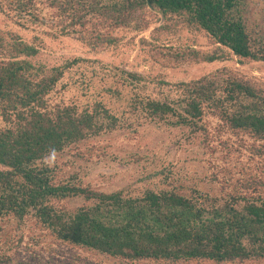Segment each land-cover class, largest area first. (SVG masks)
I'll return each instance as SVG.
<instances>
[{"label": "trees", "instance_id": "trees-1", "mask_svg": "<svg viewBox=\"0 0 264 264\" xmlns=\"http://www.w3.org/2000/svg\"><path fill=\"white\" fill-rule=\"evenodd\" d=\"M38 2L53 10L55 18L49 22L51 28L58 27L57 35H76L91 47L118 41L108 29L136 20L141 28L147 27L142 14L147 9L164 21L176 17L204 31L217 45L211 53L190 46L168 47L161 53L165 64L211 63L227 59L229 53L264 62V25L249 23L248 0H0V12L23 29L42 26L47 20ZM259 17H264V10ZM103 27L108 29L101 32ZM38 52V45L0 30V221L23 222L32 215L58 242L128 261L222 264L264 259L262 195L212 198L196 189L190 195L145 189L130 196L120 190L104 193L82 187L75 175L56 181L49 156L115 129L122 118L105 105L95 86L69 102H51L50 94L65 73L80 70L87 60L74 58L48 68L30 61ZM105 69L132 89L129 107L148 119L197 131L209 115L233 134L250 137L254 151L264 156V89L251 79L220 68L171 83ZM104 91L111 98L122 97L116 88ZM76 197L89 204L73 212L51 204Z\"/></svg>", "mask_w": 264, "mask_h": 264}, {"label": "rangeland", "instance_id": "rangeland-1", "mask_svg": "<svg viewBox=\"0 0 264 264\" xmlns=\"http://www.w3.org/2000/svg\"><path fill=\"white\" fill-rule=\"evenodd\" d=\"M248 3L249 23L260 22L264 25V17H259L264 10V0H248ZM37 6L47 20L45 25L23 29L0 12V30L14 32L24 41L38 45V54L29 58L36 65L50 68L74 58L87 60L80 70L65 73L50 94V101L63 99L69 102L81 91L95 86L104 96L105 105L122 118L115 129L49 156L46 160L56 168V181L64 182L75 175L74 181L82 187L104 193L120 190L130 196L139 195L145 189L175 190L183 195H190L192 189H196L212 198H225L230 194L264 196V156L254 151L257 148L250 137L233 134L209 115L203 118L200 123L203 127L197 131L188 126L173 127L152 121L139 109L129 107L128 96H131L132 89L122 82V78L105 69L117 68L138 73L147 80L163 79L176 83L226 68L251 79L264 89V62L239 59L224 49L229 55L222 61L208 63L188 60L165 64L161 61V53L168 47L190 46L201 53H211L217 45L204 31L189 27L176 17L164 21L160 14L147 9L142 11L147 27L141 28L137 20L127 27L112 30L103 27L101 32L108 29L118 41L109 46L91 47L76 35H57L58 27L51 28L49 22L55 18L53 10L45 3L38 2ZM85 34L89 37L87 32ZM109 87L116 88L122 97L106 96L104 90ZM138 89L135 88V91ZM2 124L0 116V127ZM51 204L73 212L89 203L76 197L52 200ZM0 264L216 263L207 260L186 263L128 261L91 253L58 242L36 218L28 215L23 222L14 218L0 221ZM222 264H264V259Z\"/></svg>", "mask_w": 264, "mask_h": 264}]
</instances>
